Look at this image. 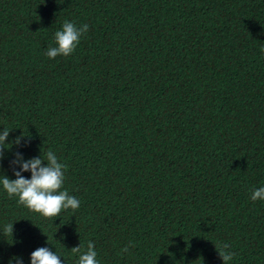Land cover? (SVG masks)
Segmentation results:
<instances>
[{
	"label": "trees",
	"instance_id": "16d2710c",
	"mask_svg": "<svg viewBox=\"0 0 264 264\" xmlns=\"http://www.w3.org/2000/svg\"><path fill=\"white\" fill-rule=\"evenodd\" d=\"M65 20L89 30L49 59ZM4 129L0 177L51 149L81 204L46 218L0 184V264L90 241L100 264H223L217 242L264 264V0H0Z\"/></svg>",
	"mask_w": 264,
	"mask_h": 264
},
{
	"label": "clouds",
	"instance_id": "9594fccd",
	"mask_svg": "<svg viewBox=\"0 0 264 264\" xmlns=\"http://www.w3.org/2000/svg\"><path fill=\"white\" fill-rule=\"evenodd\" d=\"M89 30L88 24L77 26L74 22L65 20L61 30L54 34V43L56 46L47 48L45 55L49 59H55L58 56L68 57L72 55L80 43V39ZM7 129H4L0 134V160L3 159V149L5 141L9 136ZM15 143H20V138H17ZM47 162L44 166V162ZM12 165H19L20 171H14L15 180L7 177H0V184L6 191L9 198H18V204L23 205L34 213H38L46 218L57 217L62 210L71 209L78 210L81 201L75 196L69 195L67 190L63 189L65 181V172L67 165L59 162L56 154L49 149L44 158L36 157L29 160H24L17 153L16 159ZM31 172V178L26 179L22 173ZM251 200H264V187L254 189L251 192ZM58 229V227H57ZM4 231L12 235L13 224H7ZM135 247L132 242H129L121 249L120 254L129 253V249ZM219 257L223 264H231L235 252L231 251V246L225 242H217L215 245ZM71 253L78 255L76 264H100L97 259V251L93 242H88L87 250L82 251V245L73 247ZM31 264H62L60 256L53 253L47 247H40L31 253ZM17 264H22V260L16 258Z\"/></svg>",
	"mask_w": 264,
	"mask_h": 264
}]
</instances>
